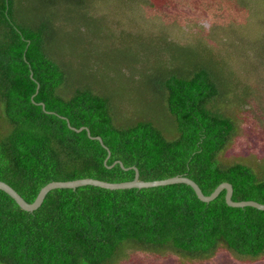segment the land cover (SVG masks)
Returning a JSON list of instances; mask_svg holds the SVG:
<instances>
[{
    "label": "trees",
    "instance_id": "trees-1",
    "mask_svg": "<svg viewBox=\"0 0 264 264\" xmlns=\"http://www.w3.org/2000/svg\"><path fill=\"white\" fill-rule=\"evenodd\" d=\"M222 1L210 19H219V28L209 26L213 42L177 36L179 60L168 66L164 58L165 75L150 78L173 129L169 134L137 122L149 119L134 118L136 109L110 98L100 77L86 87L62 56L55 38L64 36L67 9L78 12H72L73 25L81 33V21L92 22L87 13L94 0H0V181L32 203L50 182H126L135 167L141 181L184 176L206 196L225 182L233 188V201L264 204V158L226 157L240 128L238 119L224 112L231 103L251 102L249 81L264 82L262 48L256 49L264 28L257 26L262 21L253 0ZM229 4L252 18L236 28L219 23ZM60 7L65 15L57 21L53 9ZM146 69L150 76L158 74ZM236 69L251 75L240 92L230 84ZM81 127L89 136L73 130ZM90 136L100 137L105 148ZM223 194L204 203L183 184L125 190L82 186L54 189L37 210L27 212L0 190V264H119L128 251L185 263L210 260L220 251L240 263L264 260V211L229 207Z\"/></svg>",
    "mask_w": 264,
    "mask_h": 264
},
{
    "label": "rangeland",
    "instance_id": "rangeland-1",
    "mask_svg": "<svg viewBox=\"0 0 264 264\" xmlns=\"http://www.w3.org/2000/svg\"><path fill=\"white\" fill-rule=\"evenodd\" d=\"M253 1L254 8L258 10L256 18L262 21L257 26L264 28V0ZM146 2L147 5L145 0L141 3L130 0H94L87 13L92 22L81 21L83 24L81 33L74 31L76 23L73 25L75 22L73 13L78 15L77 11L69 8L67 10L71 14L67 16L61 7L53 9L54 12L58 11L57 21L65 15L60 31L64 36L61 40L55 38V41L60 45L62 56L73 64V69L79 73L77 78L86 87L90 89L96 84L94 78L100 77L104 91L110 94V98L120 100L136 109L132 112L134 118L141 116L149 119L137 122H149L171 134L173 129L170 127V121L164 114V108L158 105L160 100L157 88L149 86L150 78L153 81L165 75V67L161 65L164 58L169 59L168 66L174 63V60H179L178 37L190 42L200 40L206 44L213 42V39L208 37L209 26L212 29L219 28L216 23L219 19L213 21L210 19L214 17L213 12L220 2L222 8L223 1L169 0L167 4H159L157 0ZM74 9L77 10V7ZM223 9L227 14L219 23H232V28H236L246 17L241 8L239 10L231 4ZM246 18H252V14ZM154 19L166 26H157L153 22ZM162 31L167 37L163 40L165 33ZM198 44L199 42L191 46L192 49L197 50ZM259 48H262V53L258 57L261 64L264 61V38H261L256 46V49ZM220 49L223 52V49ZM146 67L156 70L158 74L150 76L153 73ZM240 67L241 64L235 68ZM237 70L230 84L237 87L236 91L240 92L241 88L247 86V80L251 75L249 72ZM87 73L92 77L85 76ZM132 77L136 78L129 80ZM252 81L249 83L253 86L254 97L248 105L242 103L236 106L231 103L224 107L225 113H230L238 119L240 128L233 146L225 154L231 160L264 158V82L257 85V81L254 84ZM127 255L128 257L119 264H264V260L253 263L236 262L224 251L218 252L210 260L192 263H185L182 260L179 262L175 257L165 254L153 256L128 251Z\"/></svg>",
    "mask_w": 264,
    "mask_h": 264
},
{
    "label": "water",
    "instance_id": "water-1",
    "mask_svg": "<svg viewBox=\"0 0 264 264\" xmlns=\"http://www.w3.org/2000/svg\"><path fill=\"white\" fill-rule=\"evenodd\" d=\"M42 109H44V105L40 104ZM76 132H80L82 130H86L89 136L88 129L86 127H81L79 129H73ZM91 139H95L101 143V145L105 148L102 143V139L100 137H91ZM118 163L121 168L127 170L123 167V164L119 161L115 162L114 164ZM113 166V165H112ZM110 166L109 168H111ZM135 171L134 178L131 181L120 182V183H109L97 179H78L72 181H55L46 184L44 187L41 188L39 193L37 194L36 198L32 203L26 202L13 188H11L6 183L0 181V190L6 193L10 198H12L15 203L23 210L27 212H33L37 210L41 204L43 203L46 195L54 190V189H75L77 187L82 186H95L102 189L108 190H125V189H145V188H153V187H160V186H168L174 184H183L189 186L195 193L198 200L204 203H209L213 201L215 198L219 196L221 192H225L224 199L227 206L232 208H246L251 207L257 209L259 211H264V204H260L254 201H233L232 195L233 188L229 183H221L219 184L213 192L206 196L202 193L201 189L198 185L192 181L191 179L184 177V176H174L168 179L163 180H155V181H141L139 180V172L137 168L131 167Z\"/></svg>",
    "mask_w": 264,
    "mask_h": 264
},
{
    "label": "bare ground",
    "instance_id": "bare-ground-1",
    "mask_svg": "<svg viewBox=\"0 0 264 264\" xmlns=\"http://www.w3.org/2000/svg\"><path fill=\"white\" fill-rule=\"evenodd\" d=\"M185 10V9H184ZM201 14V13H200Z\"/></svg>",
    "mask_w": 264,
    "mask_h": 264
}]
</instances>
